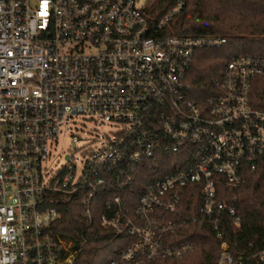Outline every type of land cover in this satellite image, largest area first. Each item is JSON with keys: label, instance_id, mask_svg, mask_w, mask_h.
Returning <instances> with one entry per match:
<instances>
[{"label": "built area", "instance_id": "built-area-1", "mask_svg": "<svg viewBox=\"0 0 264 264\" xmlns=\"http://www.w3.org/2000/svg\"><path fill=\"white\" fill-rule=\"evenodd\" d=\"M150 1L0 0V264H75L82 251L49 233L69 201L120 240L110 264L184 259L204 223L221 242L215 264H264V248L227 241L230 218L242 221L218 200L216 180L239 187L243 168L264 159V111L253 102L264 56L234 58L214 95L195 100V54L228 40L171 36L187 0L161 17ZM78 118L110 130L82 151L80 176L72 161L48 177L62 135L86 141L69 134ZM158 154L180 156V171L151 178L134 210L131 184Z\"/></svg>", "mask_w": 264, "mask_h": 264}, {"label": "trees", "instance_id": "trees-1", "mask_svg": "<svg viewBox=\"0 0 264 264\" xmlns=\"http://www.w3.org/2000/svg\"><path fill=\"white\" fill-rule=\"evenodd\" d=\"M170 3L171 0H151L149 12L161 17L168 12ZM249 16L252 21L246 22ZM168 32L171 36L216 35L228 40L222 48L202 50L195 54L189 83L193 89V99L202 101L214 95L215 81L221 78L231 60L250 54L264 56L262 50L248 49L258 42L252 38L264 39V0H187L185 11L173 20ZM253 102L257 109L264 111V78L254 84ZM181 159L176 154H158L147 161L139 179L131 184L133 186L128 192L134 200H128L130 207L135 210L151 178H165L180 171L175 164ZM216 180L218 200L234 207L242 221L241 226L236 228L230 218L227 241L255 243L257 249H263L264 159L258 162L256 171H251L248 166L243 168V183L239 187L227 185L223 176H218ZM192 198L196 208L190 211L197 216L199 193ZM59 207L62 219L53 224L49 233L53 238L72 242L75 248L82 251L75 264H110L117 255L113 249L120 245V240L112 232L102 229L97 220L93 226H89L79 203L69 201ZM192 231L193 234L186 240L195 244L193 254L180 260L160 259L155 264H215L221 242L213 236L207 223L195 226ZM83 235L88 240L84 246ZM118 249L121 250L120 246Z\"/></svg>", "mask_w": 264, "mask_h": 264}, {"label": "rangeland", "instance_id": "rangeland-1", "mask_svg": "<svg viewBox=\"0 0 264 264\" xmlns=\"http://www.w3.org/2000/svg\"><path fill=\"white\" fill-rule=\"evenodd\" d=\"M245 21L251 22L252 17L251 16L247 17ZM252 39L257 40L258 42L250 45L248 49H250L251 51H259V50L264 51V39H260V38H252ZM87 121L88 120L85 118L74 119L70 127L71 133H69L71 135L86 138V141L83 140L80 144L72 146L71 142L69 141L68 134H66L65 136L62 135V139L59 145L56 147L55 150L52 151L51 157L49 158L48 162L45 164L48 170L47 173L48 177H52L53 173L62 169V167L69 165L72 161L77 162V176H80L82 174L81 163L84 160L82 151L89 147L93 148L94 146H99L98 145L99 141L95 142L94 140L97 134L101 133V136H103L104 133H107L110 130L108 126H95L93 123H89ZM66 156H70V159L66 160ZM113 250L114 251L118 250V246H115Z\"/></svg>", "mask_w": 264, "mask_h": 264}]
</instances>
